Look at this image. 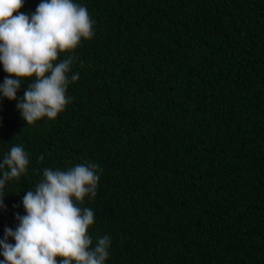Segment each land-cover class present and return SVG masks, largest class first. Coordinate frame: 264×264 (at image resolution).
<instances>
[{"label": "trees", "instance_id": "16d2710c", "mask_svg": "<svg viewBox=\"0 0 264 264\" xmlns=\"http://www.w3.org/2000/svg\"><path fill=\"white\" fill-rule=\"evenodd\" d=\"M75 2L94 35L59 53L78 74L65 109L28 124L0 104V158L18 144L30 161L0 239L45 168L95 164L77 206L94 212L93 246L111 238L106 264H264V0Z\"/></svg>", "mask_w": 264, "mask_h": 264}, {"label": "clouds", "instance_id": "9594fccd", "mask_svg": "<svg viewBox=\"0 0 264 264\" xmlns=\"http://www.w3.org/2000/svg\"><path fill=\"white\" fill-rule=\"evenodd\" d=\"M24 4L0 0V64L8 74L0 83V104L18 101L22 119L33 124L45 117L55 119L69 103L68 85L78 74L69 78L73 60L61 61L59 53L91 39L94 21L75 0H41L31 14L20 11ZM26 80L31 83L18 98ZM29 163L28 153L18 144L0 158V211L7 210L8 183L26 173ZM98 169L95 164L67 171L45 168L35 189L25 191V214L16 213V228L4 229L0 264H106L111 238H100L93 246L89 228L94 212L77 206L95 196Z\"/></svg>", "mask_w": 264, "mask_h": 264}]
</instances>
